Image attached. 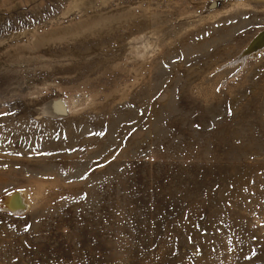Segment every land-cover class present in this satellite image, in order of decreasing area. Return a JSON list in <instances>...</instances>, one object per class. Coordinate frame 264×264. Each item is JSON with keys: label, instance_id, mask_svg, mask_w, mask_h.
<instances>
[{"label": "rangeland", "instance_id": "rangeland-1", "mask_svg": "<svg viewBox=\"0 0 264 264\" xmlns=\"http://www.w3.org/2000/svg\"><path fill=\"white\" fill-rule=\"evenodd\" d=\"M262 31L264 0H0V198L29 204L0 264H264V51L223 65Z\"/></svg>", "mask_w": 264, "mask_h": 264}, {"label": "bare ground", "instance_id": "bare-ground-1", "mask_svg": "<svg viewBox=\"0 0 264 264\" xmlns=\"http://www.w3.org/2000/svg\"><path fill=\"white\" fill-rule=\"evenodd\" d=\"M264 51V31L260 34L258 33L249 43L247 49L242 51V53L233 58L234 60H229L223 63L224 67H229L235 63H243L248 55H255L256 53ZM245 52V53H244ZM248 54H247V53ZM244 65V64H243ZM1 77V76H0ZM29 204L25 198L24 193L21 190L10 189L8 192L4 193L0 198V209L5 210L6 212L17 214L23 213L28 209Z\"/></svg>", "mask_w": 264, "mask_h": 264}, {"label": "snow or ice", "instance_id": "snow-or-ice-1", "mask_svg": "<svg viewBox=\"0 0 264 264\" xmlns=\"http://www.w3.org/2000/svg\"><path fill=\"white\" fill-rule=\"evenodd\" d=\"M101 135H102V133H101Z\"/></svg>", "mask_w": 264, "mask_h": 264}, {"label": "water", "instance_id": "water-1", "mask_svg": "<svg viewBox=\"0 0 264 264\" xmlns=\"http://www.w3.org/2000/svg\"><path fill=\"white\" fill-rule=\"evenodd\" d=\"M260 33H261V32H260ZM260 33H259V34H260Z\"/></svg>", "mask_w": 264, "mask_h": 264}]
</instances>
